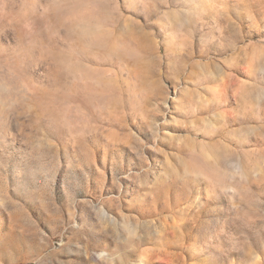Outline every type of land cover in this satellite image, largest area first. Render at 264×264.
Masks as SVG:
<instances>
[{
  "label": "rangeland",
  "instance_id": "rangeland-1",
  "mask_svg": "<svg viewBox=\"0 0 264 264\" xmlns=\"http://www.w3.org/2000/svg\"><path fill=\"white\" fill-rule=\"evenodd\" d=\"M48 3L0 0V39L33 46L29 75L73 93L91 130L58 132L13 94L0 264H264V0H105L119 47L86 62L110 112L39 60L64 46Z\"/></svg>",
  "mask_w": 264,
  "mask_h": 264
},
{
  "label": "clouds",
  "instance_id": "clouds-1",
  "mask_svg": "<svg viewBox=\"0 0 264 264\" xmlns=\"http://www.w3.org/2000/svg\"><path fill=\"white\" fill-rule=\"evenodd\" d=\"M105 7V0H49L44 12L51 16L55 35L64 46H44L38 58L54 81L60 75L77 77L87 89L84 101L110 112L119 97L113 94L111 81L86 62L119 47ZM16 40L15 45H5L0 39V119L13 108V94L23 88L31 95L33 110L54 130L77 135L84 134L83 129L90 131L92 123L81 104L72 99L73 93L41 84L29 75L33 46L21 44L18 36Z\"/></svg>",
  "mask_w": 264,
  "mask_h": 264
}]
</instances>
